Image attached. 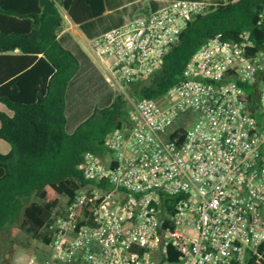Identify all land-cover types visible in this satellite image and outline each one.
<instances>
[{
    "label": "built area",
    "instance_id": "1",
    "mask_svg": "<svg viewBox=\"0 0 264 264\" xmlns=\"http://www.w3.org/2000/svg\"><path fill=\"white\" fill-rule=\"evenodd\" d=\"M206 5L177 0L90 41L92 52L109 61L129 125L106 136L105 157L84 155L78 170L85 186L27 264H155L154 254L166 255L168 247L177 254L173 264H259L264 47L248 31L235 41L217 34L159 99L124 89L161 67Z\"/></svg>",
    "mask_w": 264,
    "mask_h": 264
},
{
    "label": "trees",
    "instance_id": "2",
    "mask_svg": "<svg viewBox=\"0 0 264 264\" xmlns=\"http://www.w3.org/2000/svg\"><path fill=\"white\" fill-rule=\"evenodd\" d=\"M263 9L264 0L206 5L188 22L161 67L147 80L126 85L125 92L159 99L181 81L200 46L217 34L235 41L248 31L255 45L264 47V24L258 23ZM104 12V0H0V237H10L0 243V264H27L32 251L15 241L23 231L44 245L50 242L53 221L64 216L86 184L78 170L84 155L105 157L106 136L129 125L128 102L116 92L108 106L95 108L71 134L65 130V95L79 61L58 41L63 14L82 25ZM244 89L252 95L249 86ZM17 249L24 257L13 256ZM259 250V264H264V243ZM153 259L155 264L178 261L172 247Z\"/></svg>",
    "mask_w": 264,
    "mask_h": 264
},
{
    "label": "crops",
    "instance_id": "3",
    "mask_svg": "<svg viewBox=\"0 0 264 264\" xmlns=\"http://www.w3.org/2000/svg\"><path fill=\"white\" fill-rule=\"evenodd\" d=\"M175 1L177 0H104L105 12L103 13V15L82 25L73 23L69 16L64 13L63 29L58 35V41L65 49L72 52L79 61V70L72 78V80L83 70V66L85 70L93 72H99L101 71L100 68H102V71L104 70L107 74L110 75L109 61L100 60L94 53V56H91L81 46V41L85 42L90 48V41L100 36L101 34L108 32L114 28H118L120 26L128 24L140 16L148 15L153 11L162 9ZM181 1H201L207 3L208 5H221L225 4L226 2V0ZM96 22H101L102 24L94 25V23ZM70 83L67 87L65 95V117L68 111L67 109L69 108L67 97L69 93ZM114 94L115 92L113 91L111 92V94H107L105 97H103L102 105H95L94 107L91 106L90 108H88L83 114L80 121H78V118L81 117L82 113L80 112V110H78V108H76L75 105L71 107L69 111V124L68 118L66 117V132L68 134H71L81 122H83L88 116L91 115L95 108H103L108 106L112 102ZM68 127L70 131H68Z\"/></svg>",
    "mask_w": 264,
    "mask_h": 264
},
{
    "label": "rangeland",
    "instance_id": "4",
    "mask_svg": "<svg viewBox=\"0 0 264 264\" xmlns=\"http://www.w3.org/2000/svg\"><path fill=\"white\" fill-rule=\"evenodd\" d=\"M101 22H96L94 25L102 24ZM80 43L87 53H89L91 56H94L93 52L85 42L81 41ZM100 70L101 71L99 72H93L85 70L83 66V70L71 81L67 97L69 103V108L67 109L68 111L66 113L68 124L70 120L69 111L74 105L82 113L81 117L78 118V121H80L88 108L91 106L94 107L95 105H102V98L107 94H111L113 91L115 93L120 92L117 86L111 85V82L113 81L111 76L104 70L102 71V68H100ZM68 131H70L69 127ZM3 240L8 241L10 240V237L8 235H3L0 237V243ZM15 241L20 247L22 245H28L29 250H31L33 254L43 245L39 241L32 239L30 235L24 231L17 235ZM22 251V249H17L13 256L15 257V255H18L20 257H24V255H22Z\"/></svg>",
    "mask_w": 264,
    "mask_h": 264
},
{
    "label": "flooded vegetation",
    "instance_id": "5",
    "mask_svg": "<svg viewBox=\"0 0 264 264\" xmlns=\"http://www.w3.org/2000/svg\"><path fill=\"white\" fill-rule=\"evenodd\" d=\"M5 242H6V240H5ZM1 264H10V263L4 260Z\"/></svg>",
    "mask_w": 264,
    "mask_h": 264
}]
</instances>
